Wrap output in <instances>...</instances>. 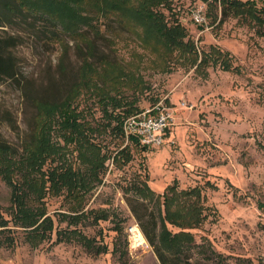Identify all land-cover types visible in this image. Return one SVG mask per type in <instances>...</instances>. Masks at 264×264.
<instances>
[{
    "label": "rangeland",
    "instance_id": "374dc122",
    "mask_svg": "<svg viewBox=\"0 0 264 264\" xmlns=\"http://www.w3.org/2000/svg\"><path fill=\"white\" fill-rule=\"evenodd\" d=\"M239 1L264 9V0ZM141 2L112 8L107 0H0V39L15 42L5 53L16 58L18 71L0 79V139L21 156L36 125L32 97L61 101L75 86L71 102L79 121L109 157L101 182L93 179L80 198L47 193L53 230L38 245L15 223L11 187L0 175V222L6 221L0 224V264H163L146 234V246L131 248L128 228L141 222L128 205L130 196L155 211L158 234L178 233L179 246L165 247L183 264H264V27L244 13L224 15L220 2L145 3L168 25L186 27L185 40L199 53L193 64L192 53L168 48L148 31L134 12ZM201 2L204 24L192 18ZM212 46L230 52L232 69L213 59ZM211 53L209 64L197 69L203 54ZM158 102L171 111L173 123L162 145L143 149L125 135V119ZM53 128L63 155L44 168L63 162L87 170L79 144L66 142L58 123ZM146 178L156 194L173 185L181 198L187 189L199 190L201 198L186 200L200 206L201 224L172 225L164 196L137 192ZM77 213L72 223L68 217ZM60 234L67 237L59 240Z\"/></svg>",
    "mask_w": 264,
    "mask_h": 264
},
{
    "label": "trees",
    "instance_id": "16d2710c",
    "mask_svg": "<svg viewBox=\"0 0 264 264\" xmlns=\"http://www.w3.org/2000/svg\"><path fill=\"white\" fill-rule=\"evenodd\" d=\"M106 1V0H105ZM129 0H110L109 6L113 8L116 4L125 5ZM171 0H142L138 9L134 12L139 17H143L149 25L148 31L157 37L164 39V43L168 48L172 46H180L185 48L189 53H192L193 64L197 63L199 53L194 46V42L189 38L186 27L180 22L172 25H168L164 20V14L157 12L154 9H147L145 3H150L152 6L167 5L170 6ZM208 4H217L220 2L223 4L224 15L230 14L239 15L244 13L246 16L255 18V20L264 27V14L259 11L255 3L242 2L239 0H201ZM250 4V6H249ZM141 7V8H140ZM248 7V8H247ZM234 9V10H230ZM1 20V13H0ZM264 31V30H263ZM15 43V42H14ZM14 43L7 40L0 39V79L5 77L15 78L17 75L16 58L13 55L5 53L6 49L12 46ZM213 47V59L215 61L222 60L226 62L233 58L229 51L223 52L219 47ZM174 49V48H172ZM212 57V53L203 54L199 61L198 67L203 64H209V60ZM89 65V64H86ZM225 70H230L231 64L226 62L224 66ZM76 90L74 86L70 90V95L61 101H51L45 97H40L39 93L32 97V101L35 103L38 113L35 118V127L32 132L26 137L23 145V154L18 156L16 149L11 147L7 142L0 139V175L7 181L11 187L12 205L11 208L14 213L15 223L18 226L27 230L26 235L30 240H34L35 245H38L41 240L46 238L48 230H53L52 217L47 214L45 208V197L47 193H52L56 196L64 191L70 198H80L81 191L83 189H89L92 180L100 179L101 172L105 169V161L109 158L106 153L102 154V150L95 142H91L87 136V130L89 127L85 123L79 121L80 112L73 107L71 98L73 92ZM117 117V116H115ZM59 124L62 137L66 142H76L77 150L79 151V158L81 162L86 164L87 170L81 168H74L73 165L61 164L56 165L51 169H45V164L50 161H55L63 152L60 150L59 144L53 142L51 135L54 129V124ZM99 126H97L98 128ZM115 128L123 131L122 123L116 124ZM94 130L95 128L92 127ZM123 133V132H122ZM135 141H137L135 139ZM145 149L146 146H143ZM125 155L127 160L130 155L126 150L120 151ZM117 158L115 156L114 160ZM19 174V177L14 180L15 176ZM148 178L137 186V192L144 196L161 197L164 196L163 205L166 208L167 219L170 220L172 225L178 227H196L201 224L203 218H201L200 206L195 201L189 202L187 196L195 195L196 198H201V192L194 189H187L183 198L180 196L179 191L176 190V186H169L164 193L156 194L148 185ZM80 190V191H79ZM198 194V195H197ZM188 201V202H187ZM128 205L131 206L136 218L141 222V229L143 234H146L150 244L153 246L157 257L163 264H183L179 261L177 253L172 255L169 248L172 244H176L178 247L180 244L178 233H174V236L169 230L163 232L159 229V220L155 214V211L150 208L146 202L141 201L137 197H128ZM175 205V206H174ZM174 206V207H173ZM80 214H74L68 218L73 223L74 219H78ZM102 217H104L102 215ZM101 216H95V219H102ZM163 221V220H162ZM161 221V222H162ZM6 223V221L0 222V224ZM76 229L72 230V233L76 232ZM67 236L60 234L59 240L65 239ZM71 237V236H70ZM167 246V247H165ZM97 248L96 250L101 252ZM122 257V254L121 256ZM128 264V263H125ZM188 264V263H187ZM190 264V263H189ZM195 264H201L200 261H196Z\"/></svg>",
    "mask_w": 264,
    "mask_h": 264
},
{
    "label": "built area",
    "instance_id": "2783aa9c",
    "mask_svg": "<svg viewBox=\"0 0 264 264\" xmlns=\"http://www.w3.org/2000/svg\"><path fill=\"white\" fill-rule=\"evenodd\" d=\"M206 5L203 2L197 4L192 10V18L200 24L206 23ZM172 113L164 105L158 102L152 107L142 110V112L128 116L124 123V133L127 138H135L141 146L155 148L165 142L168 130L173 123ZM131 248L137 249L147 245V240L143 239L141 226L138 222L132 223L128 228Z\"/></svg>",
    "mask_w": 264,
    "mask_h": 264
},
{
    "label": "bare ground",
    "instance_id": "6f19581e",
    "mask_svg": "<svg viewBox=\"0 0 264 264\" xmlns=\"http://www.w3.org/2000/svg\"><path fill=\"white\" fill-rule=\"evenodd\" d=\"M143 239H145V237H142Z\"/></svg>",
    "mask_w": 264,
    "mask_h": 264
}]
</instances>
